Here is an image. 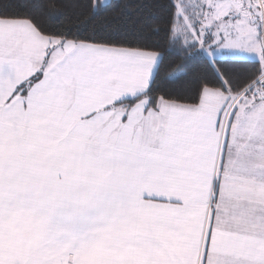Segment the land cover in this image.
Wrapping results in <instances>:
<instances>
[{
    "label": "snow or ice",
    "instance_id": "6c2138e0",
    "mask_svg": "<svg viewBox=\"0 0 264 264\" xmlns=\"http://www.w3.org/2000/svg\"><path fill=\"white\" fill-rule=\"evenodd\" d=\"M133 7L0 0V264H264V0Z\"/></svg>",
    "mask_w": 264,
    "mask_h": 264
},
{
    "label": "trees",
    "instance_id": "16d2710c",
    "mask_svg": "<svg viewBox=\"0 0 264 264\" xmlns=\"http://www.w3.org/2000/svg\"><path fill=\"white\" fill-rule=\"evenodd\" d=\"M66 2H70V0H66ZM134 7L130 10L133 13V18L139 16L141 21H147L151 23L150 19V11H151V4L153 0H132ZM138 6V7H137ZM139 26V25H138ZM175 59L176 57H171Z\"/></svg>",
    "mask_w": 264,
    "mask_h": 264
}]
</instances>
